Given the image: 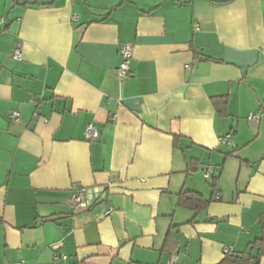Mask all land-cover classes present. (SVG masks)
<instances>
[{
	"label": "crops",
	"instance_id": "1",
	"mask_svg": "<svg viewBox=\"0 0 264 264\" xmlns=\"http://www.w3.org/2000/svg\"><path fill=\"white\" fill-rule=\"evenodd\" d=\"M263 215L264 0H0V264H220Z\"/></svg>",
	"mask_w": 264,
	"mask_h": 264
},
{
	"label": "trees",
	"instance_id": "2",
	"mask_svg": "<svg viewBox=\"0 0 264 264\" xmlns=\"http://www.w3.org/2000/svg\"><path fill=\"white\" fill-rule=\"evenodd\" d=\"M55 0H12L14 5L22 6V7H29V6H36V7H49L54 4ZM115 7L113 10H115ZM209 60V58L204 59ZM214 105L217 109V112L220 117L228 116L227 111V104L228 99L226 97H220L213 100ZM217 178H214L211 182V186L213 188L216 187ZM179 205L185 208L192 210L195 214H199L206 210L210 203L212 202L211 199H206L201 193L195 191H182L179 196ZM261 229L262 234L261 237L256 239L252 243V251H256V255L253 256L251 253L243 254L240 256H231L228 255L226 259L221 262L220 264H261V260L264 257V215L261 218Z\"/></svg>",
	"mask_w": 264,
	"mask_h": 264
},
{
	"label": "built area",
	"instance_id": "3",
	"mask_svg": "<svg viewBox=\"0 0 264 264\" xmlns=\"http://www.w3.org/2000/svg\"><path fill=\"white\" fill-rule=\"evenodd\" d=\"M73 20L77 21V17L76 16L73 17ZM120 56H121V62L118 68V73H119L120 79L123 80L125 77H127L130 74L129 65H130L131 59L133 58V51H132L131 46L130 45L122 46L121 51H120ZM12 57L15 61L22 60L21 44H17L15 46L14 51L12 53ZM20 117L21 115L18 111H13L10 114L11 120L14 121L15 123L20 122ZM259 119L260 118L256 115H251L249 117V120L252 122H259ZM86 138L88 141H95L96 139L99 138V132L97 131V129L95 128L93 124H90L87 127ZM231 139H232L231 135L226 136L223 139L222 144L223 145L229 144ZM213 173H214V168L208 167L205 170V177L209 178L210 175ZM98 198H99L98 194L93 189L80 186L74 189L70 202H71L73 209H87L88 206L90 205V202ZM110 213L111 211L107 212V214H110ZM232 252L233 250L231 248H226L224 250V253L226 255L231 254ZM177 262H178V258L172 257L167 264H176Z\"/></svg>",
	"mask_w": 264,
	"mask_h": 264
},
{
	"label": "rangeland",
	"instance_id": "4",
	"mask_svg": "<svg viewBox=\"0 0 264 264\" xmlns=\"http://www.w3.org/2000/svg\"><path fill=\"white\" fill-rule=\"evenodd\" d=\"M201 174H203V173H201Z\"/></svg>",
	"mask_w": 264,
	"mask_h": 264
}]
</instances>
